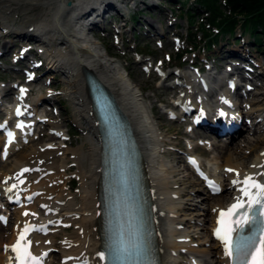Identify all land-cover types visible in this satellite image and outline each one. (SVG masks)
Here are the masks:
<instances>
[{"label":"bare ground","instance_id":"obj_1","mask_svg":"<svg viewBox=\"0 0 264 264\" xmlns=\"http://www.w3.org/2000/svg\"><path fill=\"white\" fill-rule=\"evenodd\" d=\"M68 1L72 2L71 6ZM140 1L152 11L159 8L158 0ZM120 2L121 0H0V29L5 31L0 35V43L5 39L3 49L11 47L21 39L28 42L47 43L49 46L46 51L48 54L47 66L49 69L63 70V73L67 74L69 84L66 94L71 96L75 103V113L78 115V120L84 124L82 129L85 133L83 145L72 149L74 154L70 156L69 149L60 142L66 137L60 126L50 119L45 120L43 115L40 117L37 115L33 121H36L38 126L47 122L48 129L51 130L50 134L45 130L40 131L39 137H51L49 141L32 146L12 159L10 154L22 144L21 141L14 143L7 158L2 156L3 150L0 151V162L5 163L0 177V211L3 210L0 217H9L7 224L0 220V231L7 229V233L0 232V264H16L12 246L26 222H36L37 224L54 222L55 224L60 223L66 228H74L71 234L62 236L59 246L61 256L57 264H72L84 259L89 260V264L101 263L98 253L102 252L103 246L101 224L102 145L92 99L86 84L88 73L96 77L115 96L134 128L143 153L162 263L179 264L178 251L183 249L189 252H200L203 255H212L210 264H228L224 244L216 239L213 230L220 212L228 208L230 201L236 200L242 195L240 189L245 185L243 183L233 184V181L242 182L245 177L251 176L255 182L264 183V70H262L264 66L259 62L256 63V66L250 65L252 61L247 60L248 57L250 60L255 59L254 56H250L253 55L251 49L245 46V43L249 44L248 39L242 41V44H237V41L236 44L221 46V49L227 52L218 64L221 70L227 66V57H235L238 61L231 68L232 71L244 74V71L251 67L248 74L253 75L252 80H262L260 88L263 90L258 89L253 93L255 96L248 99V106L239 102V97L251 92L248 87H245L246 85L240 84L233 92L229 80L228 85L223 84L220 93H216L212 91L215 83L208 80L210 89L206 92L198 86L197 79L199 77L193 71L190 74L182 73L184 75L177 73L178 78L184 81L185 88L172 91L178 96L176 103L181 110L191 106L195 108L191 119L196 113L205 112L206 116L211 117L209 122H214L216 119L226 120L233 117V113H229L231 109H237L241 118L244 119L241 129L231 135L228 144L213 142L219 149V154L213 158L214 171H209V173L218 174L217 178L224 186V193L214 195L210 191L205 192L207 190L204 185L205 181L201 184L199 177L191 179L190 185L193 187L183 191L180 183L186 184L189 178L185 175L181 177L180 168L166 158V154L173 158L176 157L175 151H169L167 148H174V139L180 135L200 138L211 135V129L208 127L205 132L191 134L189 131H183L180 125L168 124L166 128L165 123L157 120L164 114L158 111L157 115H150L144 101L145 95L141 92L140 86L134 84L128 73L125 74V70L131 68V65L122 66L109 58L108 49L104 50L99 45V40L86 34L87 31L89 33V31L101 30V22L106 21L109 12L119 10ZM163 10L161 9V11ZM162 13L166 14L165 11ZM189 14H192L190 16L193 17L194 13L192 11ZM172 26L173 24H170L168 29L170 30ZM105 29L107 28L105 27ZM152 29L155 30L153 27L148 31L152 33ZM27 54L20 57L19 60L26 61ZM6 59L9 60L8 57ZM164 65L163 62L161 66ZM30 73H35V71ZM229 73L230 77L233 72ZM171 76L172 73L167 74L165 79ZM245 76L244 74L243 77ZM195 83L198 84L197 87L201 92L195 88ZM29 85L31 84L29 83ZM209 93H212V96ZM234 93L236 98H234ZM26 98H23L24 101L53 100L52 97L43 96L35 100L31 98L26 100ZM222 98L227 99L230 104L223 103ZM164 101L170 103L167 97H164ZM19 104L20 101L17 100L14 102V108H9L7 105V116L4 121L9 120L10 114ZM237 104H240L242 109L239 110L236 107ZM151 110L157 112V107L153 105ZM221 110L226 115L221 116ZM247 117L253 118V125L247 122ZM33 127L24 132L22 141L36 136L37 129ZM246 128L254 129L253 136H245L246 143L237 142V135ZM27 132L29 133L26 134ZM171 132L174 134L169 136ZM53 138H61V140L54 141ZM3 144L4 139H1V148ZM187 146L189 148L187 155H194L193 158L200 164L194 152H197V148L201 146L203 152L207 153L211 143L202 141L197 145L188 143ZM190 167L192 166L185 160V168L190 169ZM25 168L31 170L23 172ZM75 169L81 182L78 198L66 188V185L73 187L76 184V181L69 178L67 174L68 170ZM226 169L235 171L228 172ZM22 172L23 174L17 179V175ZM2 180L5 182L4 184ZM11 183H16V188L9 192L7 189ZM198 191L203 192L202 200L204 202H189L188 200L184 202L183 198L186 194L190 198ZM13 192L21 194L23 201L26 197H33L34 200L30 204L25 200L23 206H15L10 212L6 207V199L7 195ZM188 208H194V211L189 213L188 222H198L197 226L204 231L199 242L207 244L208 248H200L197 242L194 244L193 236H198L201 232L197 228L191 233L183 225L175 224L177 220L183 221L179 213L185 214ZM24 210H28L29 215H24ZM57 229L52 227L46 235L33 234L31 237V248L36 255L49 250L50 254L45 260L47 264H52L51 255L57 239ZM64 258H67L66 262H62ZM185 263L205 264L198 258H191Z\"/></svg>","mask_w":264,"mask_h":264},{"label":"rangeland","instance_id":"obj_2","mask_svg":"<svg viewBox=\"0 0 264 264\" xmlns=\"http://www.w3.org/2000/svg\"><path fill=\"white\" fill-rule=\"evenodd\" d=\"M157 3L159 8L153 9L154 11H152L140 0H131V9L129 10V13H125L123 17H119L120 20H117V16L119 15L116 16L115 11L109 12L106 21L101 22V25L106 27L108 30L102 29L99 31H93L94 33H89V35L93 39L99 40V45L104 48V50L105 48L108 49V52L110 53L109 58L115 60L122 66H127L128 64L131 65V68L125 70V74L128 73L134 84L140 86L141 92L145 95L144 101L151 116L154 114L157 115L158 111L163 113V117L158 118L157 120L161 123H165L166 128L168 127V124H171L180 125L183 131L189 130L191 134L195 132H205L206 130L204 129L186 125L187 119H189L187 116H181L178 118L172 117V112H176L177 109H168L164 104V97H167L170 101L169 104L174 106L173 104H176L177 102V94L173 97L174 92L172 90H182L184 88L183 84L175 83L178 79L177 72L192 70V66L198 67L204 64H207V66H210L213 63L219 64L222 57L227 54V52L221 49L222 45L226 44L229 46L231 44H236L237 41V44H242V41H245L246 39H248L249 44L245 43V46L248 49H251L252 53L255 54L256 62H259L262 66H264V38L259 41L249 29H245L243 25H238L236 34L218 35L216 40H214V45L209 46L210 41L205 43V40L208 37L202 31L204 9L197 6L196 1L158 0ZM161 9H164L163 11H165L166 14H163ZM192 11L194 14L191 18L189 13ZM170 24H173V26L169 30L168 26ZM120 25H122V28H120ZM153 27L155 30L152 29V33H150L148 29ZM3 32L4 31L0 29V34H3ZM211 32L213 33L212 29ZM95 33L99 35V39L95 38ZM4 41L5 39L0 43V79L5 82L1 83L0 86H5V89L9 87V93L6 96L7 98H3V104H0V119H2L6 114L8 110L7 105H10V102H8L7 99L10 101L13 96L12 91L16 92L17 90L14 84L20 82L19 78L25 79L26 77L24 70L20 69L19 65L13 64V54L20 53V49L30 45L32 49L35 48L37 50L29 51V59H33V61L41 60L43 65L41 66L40 71L42 73L46 72V75L43 77L44 80L39 79L38 81H34L32 83L30 97L33 100L42 96L52 97L53 100L51 101H42V107L38 110L37 114L40 116L43 115L45 120L50 119V121L56 122L60 126V129L66 136L60 142L69 149L68 152H71L69 153L70 156H73L74 153L71 150L83 145V141H85V133L82 129L84 124L78 120V115L75 113V103L71 96L66 94V89L69 84L67 74H64L63 70L49 69L47 66L48 54L47 52H44L47 51V48H49L47 43L31 42V44H29L28 41L21 39L17 40L14 45H11V47L3 49L2 46L4 45ZM139 51H144L149 53V55L140 54ZM179 53L186 54L180 57L178 56ZM128 55H130L131 58ZM250 56L252 57V55ZM6 57H8L9 60H7ZM206 58L210 59L205 61ZM213 58H215V60H213ZM227 58L226 67H233L232 65L235 63V58ZM163 62L165 63L164 71L161 69ZM176 65H180L181 67L178 68ZM144 66L148 67L149 70H146ZM262 70H264V68H262ZM210 71L219 72V69H216L214 66L210 69ZM170 73H172V76L168 79H164L165 75ZM247 84L251 86V92L249 91L250 94H247L243 98V104L246 106L249 105L247 104L248 99L255 96L253 93H255L258 89H262L260 88L262 80H252V78L247 77V80L244 81L242 85L244 86ZM225 85H227L226 82ZM153 105L157 107V112H154V110L152 112L151 107H153ZM249 119H252V117ZM242 121H244V119H242ZM48 128L49 124L47 122L39 125L36 136L32 139H26L21 142L22 144L10 154L11 159L17 157L18 154L29 150L32 146H38L46 141H49L51 137H39V132L42 130H45L48 134H50L51 130ZM253 132L254 129H244L243 132L237 135V142L246 143L244 137L253 136ZM173 134L174 132H171L169 133V136ZM0 138H3L1 133ZM52 140H61V138H53ZM174 140L175 147L167 149L169 151H175L176 157L173 158L171 155L166 154V158L171 160L174 165L180 168L181 177L185 175L189 178V181L186 184L180 183V187L183 191L192 188L193 185H190V180L196 179L197 177L193 171L185 168L186 154L189 152L187 144L190 143L197 145L202 141L210 142L211 146L207 153L203 152L201 146H197V152L200 153L201 162L207 167V169L209 168L210 170H213V158L219 154V149L215 147L213 142L215 144L229 143V141L224 138L215 135L203 136L200 138H190L186 135H180ZM86 146L87 144L85 143V147ZM4 168L5 163L0 162V177ZM75 172L76 169L67 171L69 178L74 179L76 184L73 185V187L66 185V188L71 193H74V195L78 198L81 182ZM200 182L203 184L202 180ZM205 192H207V190ZM202 195V191L195 192V194H193L190 198L189 195L186 194L183 200L184 202L187 200L189 202H204V200H202ZM191 211H194V208H188L185 214L180 212L179 214L180 217L183 218V221L180 222L177 220L175 224L183 225L184 228H188L191 233H193V230L197 228V230L201 232L198 236H193L194 244L197 242V245L200 248H208L207 244L199 242V240L202 239L200 237H203L204 235V231L201 227L197 226L198 222H188V217L190 216L189 213H191ZM2 212L3 210L0 211V213ZM195 217H198V215H195ZM73 230V227H61L57 229V239L51 255L52 264H57L60 259L61 251L59 246L62 241V236L64 234H71ZM0 232L3 234L7 233V229L1 230ZM178 257L180 260L179 264H186L185 261H189L191 258H198L205 264H210V260H212V255H203L200 252H189L183 249L178 251Z\"/></svg>","mask_w":264,"mask_h":264},{"label":"snow or ice","instance_id":"obj_3","mask_svg":"<svg viewBox=\"0 0 264 264\" xmlns=\"http://www.w3.org/2000/svg\"><path fill=\"white\" fill-rule=\"evenodd\" d=\"M19 91L21 94H24L27 92V89L20 88ZM222 102L230 104L224 98H222ZM17 113L20 114L19 109H17ZM220 115L224 116L226 113L221 110ZM17 127L22 128L23 124H18ZM12 135L10 132L9 136L11 137ZM192 163L196 164V161L193 160ZM30 170L25 168L23 172ZM226 171L233 172L235 170L226 169ZM23 172L17 175V179L20 178ZM237 176H239V173H237ZM237 183L245 185L240 191L242 197L247 198V207L245 200L242 197H237L236 203L231 205L229 209L220 212L218 227L214 230V234L223 242L225 255L232 260V264H264V183L255 182L251 176L245 177L242 182L239 180L233 181V184ZM14 188H16L15 184L9 187L7 191L11 192ZM256 206H258V210L254 211ZM245 208L244 212L237 215L240 209ZM249 213H252V215L250 216ZM24 215H29V213L25 212ZM0 219H4L6 222V218L0 217ZM248 224L254 225V229L251 235L244 236L242 232L245 225ZM29 227L23 230L17 243L12 246V251L17 254L15 258L19 261V264H38L39 261V257L33 256L29 250L31 242L25 239ZM234 232L238 233L235 239L233 238ZM257 232L261 236L259 241L255 238ZM130 235L135 240L138 233L133 231ZM107 250L110 264H131L132 261H139L145 252L142 241L135 240L134 243L129 245L125 241L123 233L120 234L118 239L113 240ZM98 255L102 260L105 259L104 252L98 253Z\"/></svg>","mask_w":264,"mask_h":264},{"label":"trees","instance_id":"obj_4","mask_svg":"<svg viewBox=\"0 0 264 264\" xmlns=\"http://www.w3.org/2000/svg\"><path fill=\"white\" fill-rule=\"evenodd\" d=\"M195 1L205 11L202 31L210 42L215 40L213 36H218V33L211 32L212 28H217L222 34L233 35L239 24L249 29L259 41L264 38V0Z\"/></svg>","mask_w":264,"mask_h":264}]
</instances>
